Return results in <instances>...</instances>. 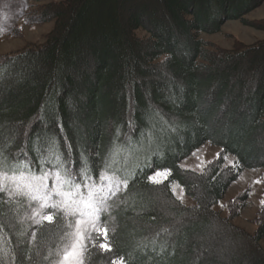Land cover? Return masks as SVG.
<instances>
[{
	"label": "trees",
	"instance_id": "trees-1",
	"mask_svg": "<svg viewBox=\"0 0 264 264\" xmlns=\"http://www.w3.org/2000/svg\"><path fill=\"white\" fill-rule=\"evenodd\" d=\"M263 3L49 1L34 14L54 22L43 44L0 58V174L126 185L99 216L107 241L92 233L82 264H264V198L253 233L234 223L248 191L227 215L216 209L245 170L264 169V38L226 49L201 37L228 21L264 31L246 18ZM207 143L220 152L200 172L180 166ZM70 233L61 216L34 223L0 192V264H58Z\"/></svg>",
	"mask_w": 264,
	"mask_h": 264
},
{
	"label": "rangeland",
	"instance_id": "rangeland-1",
	"mask_svg": "<svg viewBox=\"0 0 264 264\" xmlns=\"http://www.w3.org/2000/svg\"><path fill=\"white\" fill-rule=\"evenodd\" d=\"M54 0H43L41 2H34V0H0V58L8 55H14L15 53L24 50L29 46H39L43 44L46 36L51 31L54 22H37L34 16L37 8L43 3H47ZM59 1V0H56ZM249 20H261L264 19V3L254 11L250 12L247 16ZM140 36H144L145 33L138 32ZM205 41L212 43L215 46L231 49L237 43L252 44L257 40L264 38V31L258 30L253 27L244 26L239 21H228L222 27V31L216 34H203L201 36ZM220 152V148L207 143L197 149L180 163V166L185 170L200 172L204 166L214 160ZM235 161V157L232 155L226 156V165H232ZM48 179L41 181L34 177L41 175H30L26 173L20 174H0V192L5 194L8 199L21 201L25 204L26 215L29 220L34 223H40L43 220L36 212L39 209L40 201L31 199L34 193L33 189L37 185H47V189L41 187L40 193L47 194L54 187V181L56 179L55 171H47ZM59 174V173H58ZM60 176V175H59ZM106 177V178H105ZM61 181H65L60 176ZM162 179V177H158ZM31 185V188L29 187ZM57 190L61 192H75L76 187L69 186L66 182H56ZM125 183L113 175L102 174L98 180L86 182L79 186V192L83 193V198L86 199L89 189H92L93 203L95 207L99 209V212H95L93 208H86L84 203L81 202V197H61L52 194V199L48 201L49 205L53 202L58 204V207L53 209L46 207L40 211L43 214L59 215L65 219L71 227V233L68 245L64 249V252L73 242L76 243L79 249L80 245L85 246L86 241L83 237L76 235L77 232V220H87L88 216L81 217L80 213L91 212L93 216H100L101 213L108 209L110 202L114 197L124 190ZM248 191V200L246 207L243 209L241 215L234 221L235 224L244 228L250 233L255 231V225L251 220L256 214L258 208L262 204L264 198V169H248L245 170L238 180L234 182L228 192L226 193L222 202L216 207L223 215H227L225 204L238 195L245 194ZM174 195L184 204H192V200L186 196L184 190L178 185H173ZM97 198H100V202H97ZM99 224V219H98ZM83 227V224H81ZM95 231L89 227L88 233L90 236ZM264 246V241H263ZM229 246V245H228ZM227 246V247H228ZM232 246V245H231ZM230 247V246H229ZM63 252V254H64ZM63 254L58 262L61 264L63 260ZM83 254V253H82ZM67 264V262H65Z\"/></svg>",
	"mask_w": 264,
	"mask_h": 264
},
{
	"label": "snow or ice",
	"instance_id": "snow-or-ice-1",
	"mask_svg": "<svg viewBox=\"0 0 264 264\" xmlns=\"http://www.w3.org/2000/svg\"><path fill=\"white\" fill-rule=\"evenodd\" d=\"M168 171L167 170H163V171H157L155 172L153 175L149 176L148 179H150L151 181H153L154 183H161L162 179H158V177H162L163 179H167V175H168ZM48 175L47 173H45L42 176L39 177H34L35 179L41 180V181H45L48 179ZM55 181H54V187L52 188L51 191L47 192V194L44 193H40V188L43 187L45 189H47V185L43 184V185H37L35 187V189H33L34 193H39V194H32L31 195V199L33 200H38L40 201V206L39 209L37 210L36 214L41 216L42 220H47L49 222H52L53 220V215L54 214H43L40 210L46 207H51L53 209L58 207V204L56 202H53L49 205L48 201L52 199V194L55 193L58 196L61 197H75V196H79L81 197V202L84 203L86 208H93L95 212H99V209L95 207V204L93 203V191L92 189H89L87 198L84 199L83 198V193L79 192V186H76V191L72 192H61L57 190L56 182L59 181L60 183H64L65 181H61L60 176L58 173L55 174ZM106 178V177H105ZM29 187L31 188V185H29ZM97 202H100V198H97ZM81 217L83 216H88L89 219L87 220H77V232L76 235L79 237H83V239L87 240L90 239V234L88 233V228L91 227L96 233H98L99 235H102L104 237V240L107 241L108 237H107V228H101L98 224V215L97 216H93V214L91 212L85 213V212H81L80 213ZM81 224H83V227H81ZM84 245L81 244L79 249L77 248V245L75 242H73L71 245L68 246V248L66 249V251L63 254V260L61 262V264H65V262H67V264H82V253L84 250ZM99 248L106 251V252H111L112 249L110 247V245H108L107 243H100L99 244ZM112 264H117V261H113ZM119 264H123V260L122 258L119 261Z\"/></svg>",
	"mask_w": 264,
	"mask_h": 264
}]
</instances>
